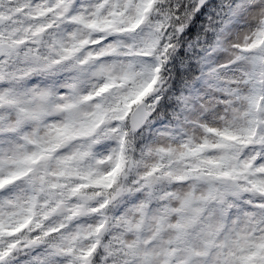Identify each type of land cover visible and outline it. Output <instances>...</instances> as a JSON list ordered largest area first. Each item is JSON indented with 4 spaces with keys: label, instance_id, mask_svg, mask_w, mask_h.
<instances>
[{
    "label": "snow or ice",
    "instance_id": "obj_1",
    "mask_svg": "<svg viewBox=\"0 0 264 264\" xmlns=\"http://www.w3.org/2000/svg\"><path fill=\"white\" fill-rule=\"evenodd\" d=\"M0 264H264V0H0Z\"/></svg>",
    "mask_w": 264,
    "mask_h": 264
}]
</instances>
